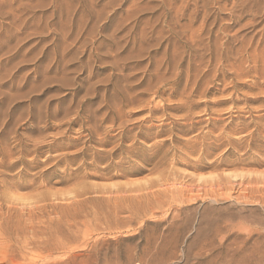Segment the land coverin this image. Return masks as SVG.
I'll use <instances>...</instances> for the list:
<instances>
[{"label": "rangeland", "instance_id": "rangeland-1", "mask_svg": "<svg viewBox=\"0 0 264 264\" xmlns=\"http://www.w3.org/2000/svg\"><path fill=\"white\" fill-rule=\"evenodd\" d=\"M217 2L256 67L154 95L182 0H0V264H264V0ZM117 54L145 82L120 110Z\"/></svg>", "mask_w": 264, "mask_h": 264}, {"label": "bare ground", "instance_id": "bare-ground-1", "mask_svg": "<svg viewBox=\"0 0 264 264\" xmlns=\"http://www.w3.org/2000/svg\"><path fill=\"white\" fill-rule=\"evenodd\" d=\"M217 1L218 0H193L194 8L189 11V9L187 8L188 5L185 3V0H182V3H181L182 7H179L175 11V15L177 16V18L178 17L183 18L184 16H187L189 19L188 20L189 22L188 24L181 25L179 27L180 28L179 31L173 32V35H175L176 37V42H181L182 45L177 51V53H175V56L171 62L172 66H167L166 70H169L168 68L172 69L173 71V72L171 71L172 75L171 77H167L166 73L161 74L159 72L161 65H158L157 68L154 66V68H156L154 72V75H156L155 77L157 78L156 82L154 85L148 84L147 85L148 87L147 89H145V91L152 92V94L155 95L157 91L156 90L154 91V88L157 89L160 86L159 85L156 88V85L167 84L171 82H173L174 84V81L180 75L179 71L177 70L182 63H186L187 65L186 66V69H187L186 86H185L184 91L187 90V86L189 83H192V84L196 83L197 79L198 78L200 79L202 77L204 70H207L208 68H211L212 66H213L212 70H214L215 72L222 71V73L226 69H238L239 70L243 66L245 68H250V69L256 67V64L258 61L255 60V57L252 56L251 53L254 47L257 46L258 48L257 44L261 41L262 35L259 36V38L257 37L258 38L257 40H255L256 35H252L250 37H247V35H244L242 37H239L238 36L239 32H236L233 35H228L226 34V31H225L227 27H224V28L220 27L218 28L216 33L212 32V27H214L213 25L215 23V19L211 21L212 14L210 10L208 9V7L210 6V4L218 3ZM200 2L201 4H199ZM199 8L202 9V12H201L202 22L197 30H193L191 29V24H193V21L196 19L197 13L199 12ZM237 42H240L241 45L238 47H234L235 46L234 44H236ZM253 44H255L256 46H253ZM140 57L141 55H138V58ZM130 59L133 60L132 56H129V55L121 56L120 54H117V56L112 60V63L111 62L109 63L112 64V67L119 68L120 63H124L128 60L130 61ZM138 60H141V59H138ZM261 63L263 62L261 61ZM125 71L127 72H124L123 68L120 67L118 74L111 75V77L113 79L116 78V80L114 82L115 84L114 90L112 91L110 97H111V101H114L112 106L118 110L123 108L124 103L131 104L133 99L141 96L145 92V91L141 92L138 90L142 85L145 84V82L143 80L138 81V82L132 81L135 78V74L132 73L131 69H128ZM171 72L169 74H171ZM191 72H194V74L192 75ZM191 78H193V80H191ZM232 80L234 81V79ZM107 82H110V80ZM121 83H124V84H121ZM192 86L194 88V85Z\"/></svg>", "mask_w": 264, "mask_h": 264}]
</instances>
